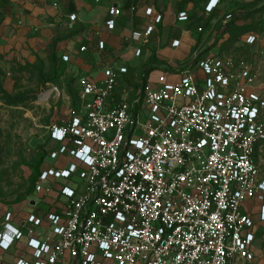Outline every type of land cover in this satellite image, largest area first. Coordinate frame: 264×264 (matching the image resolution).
Here are the masks:
<instances>
[{
  "label": "built area",
  "instance_id": "built-area-1",
  "mask_svg": "<svg viewBox=\"0 0 264 264\" xmlns=\"http://www.w3.org/2000/svg\"><path fill=\"white\" fill-rule=\"evenodd\" d=\"M121 3L108 9L109 30L123 13ZM219 5L210 0L206 11ZM177 19L187 21L188 13ZM161 21L156 15L154 24ZM154 24L133 36L146 41ZM244 43L264 51L258 34H247ZM179 46L174 39L172 47ZM205 50L155 80L148 77L132 101L117 98L126 67H106L103 81L78 77L81 108L50 126L55 146L32 192L38 201L29 199L35 206L46 199L45 215L31 213L15 227L9 220L18 214L8 211L0 231L1 248L26 239L33 256L10 264H255L264 222V170L257 161L264 82L252 65ZM42 95L60 98L63 91L54 86Z\"/></svg>",
  "mask_w": 264,
  "mask_h": 264
},
{
  "label": "rangeland",
  "instance_id": "rangeland-1",
  "mask_svg": "<svg viewBox=\"0 0 264 264\" xmlns=\"http://www.w3.org/2000/svg\"><path fill=\"white\" fill-rule=\"evenodd\" d=\"M70 1L60 0L58 8L47 2L43 4L46 7L38 4L41 9H34L26 15L30 16L25 18H29L32 27L28 29V23H25L24 32L12 26L13 21L0 27V213L4 212L1 221H7L8 211L18 212V215L12 213L9 221H27L29 199L38 201L29 192L37 170L54 146L49 139L50 126L67 122L81 108L79 101H75V92L77 79L82 73L95 80H103L104 76L102 78L99 72H104L108 65L106 62L121 67L126 61L128 72L117 78L116 92L120 97L125 94L132 101L143 93V74L146 70H154L153 77H157L171 69L166 62H160L155 53L151 55L154 59L151 63L147 64L151 58H146L142 52L139 57L134 55L136 60L132 58L135 61L130 64V60L122 56L129 52L125 40L121 55L99 53L96 24L87 22L83 28L77 19L71 21ZM237 2L244 4V10L250 12L226 31H220L208 48L217 47L215 52H226L252 65L260 83H263L264 51L260 47L247 46L244 38L250 33L264 37V0ZM202 22L207 23V19L203 18ZM165 28L168 33L161 31L158 37L166 39L167 45L183 30V27L172 24ZM83 46L87 47L85 51L81 49ZM64 54H69L70 59L64 60ZM176 79L177 76L173 80ZM54 86L63 91L60 98L42 95ZM257 161L263 168L264 145L257 152ZM39 204L45 212L47 205L43 202ZM253 204V211L256 212L257 203L254 201Z\"/></svg>",
  "mask_w": 264,
  "mask_h": 264
},
{
  "label": "crops",
  "instance_id": "crops-1",
  "mask_svg": "<svg viewBox=\"0 0 264 264\" xmlns=\"http://www.w3.org/2000/svg\"><path fill=\"white\" fill-rule=\"evenodd\" d=\"M59 1L60 0H0V27L6 25L9 21H13L12 26L20 28L19 32H24L26 29L25 26H27L24 25L25 23H28V29H31L32 25H30L31 22L29 21V18H25L30 16L26 15H30L34 9L46 7L44 6L45 2L50 3L51 5L57 2L58 6H53L58 8L60 4ZM209 1L210 0H122L121 4L123 13L117 18L114 30H109L106 27L105 21L108 18V9L115 3V0H71L69 3L70 5L68 6L70 11H72L71 14L76 15L77 20L82 23L83 28L87 22H94L92 24H96L99 31V39L97 41V49L99 53L114 52L116 56L119 54L121 55V50L123 48L122 44L125 40L129 47V52L122 56L128 58L130 60V64L136 60L135 57V60H133V56H136L137 48H141V54L143 52V56L151 58V61H147V64L153 62L154 59L151 55L155 53L160 62H166L167 65L175 68L177 63L186 62V59L192 55L197 46H203L207 49L208 45H212L217 37L219 33V31H216L217 24L219 23V20H223V16L226 12L224 11L225 0H220V5L214 10L213 14L206 11V6ZM38 4H40L41 7H39ZM240 4L241 3H238L237 0H233V5L238 6ZM132 6L136 7L135 12L133 13L130 11ZM148 8L153 9L151 16L146 14V10ZM180 11L190 13L192 15V21H179L177 19V15ZM158 14L162 15V21L158 24H154V18ZM89 17L96 19V21L91 20ZM203 18L207 19V23L200 21V25L204 24V31L199 32L196 28V24H194V21ZM149 24H154L155 28L152 35L146 41L140 37L133 36L134 31H143ZM170 24L178 28L183 27V30L181 29L180 32L170 40L169 45H167L166 39L162 38V40L158 36L161 31L163 34H167L168 32L166 30L168 29L165 27ZM34 29L36 30L37 27ZM174 39L180 40V46L177 48L172 47V41ZM101 41L105 43V47L103 49H100L99 47V43ZM216 48L217 47H213L210 51L214 53ZM176 58L179 59V61H176ZM131 59L133 61H131ZM125 62L126 61L122 62L121 67H126ZM106 63L108 64L107 67L112 66L116 69L120 68L116 65H112L111 62ZM166 71H171V69ZM154 73V70L150 73L149 78L151 80L156 79V77H153ZM82 75H85V73H82ZM99 75L103 78L104 72L100 71ZM119 76H121V74ZM174 77L175 76H170V79H174ZM96 81L103 80L100 79ZM118 97L119 95H117V98ZM54 146L52 148H54ZM261 170H264V167H261ZM43 203H45L48 208L47 202L43 201ZM29 205L30 206L27 209L29 214L35 213L36 215L43 217L47 211V209L45 212L44 210L42 211L39 207L40 204L35 206L33 201H30ZM15 213L18 214L17 211ZM3 216L4 212L0 213V218H3ZM4 222L5 221L0 220V231L3 229ZM10 222L15 227H19L22 221ZM26 226L31 227L32 225L26 224ZM258 227V239L256 240L255 245V264H261L264 260V222L260 223ZM18 259H25L28 261L33 260L31 250L28 248L26 239L18 241L8 250L0 247V264L15 263Z\"/></svg>",
  "mask_w": 264,
  "mask_h": 264
},
{
  "label": "trees",
  "instance_id": "trees-1",
  "mask_svg": "<svg viewBox=\"0 0 264 264\" xmlns=\"http://www.w3.org/2000/svg\"><path fill=\"white\" fill-rule=\"evenodd\" d=\"M244 5H242V4H240V5H238V6H236V5H233V0H225V3H224V11H226L225 12V14H224V18H223V20H219V23L217 24V28L216 29H219V32L220 31H226L227 29H228V27H231V26H233L234 24H235V22L237 21V20H239V19H241V18H243L246 14H247V12H250V10H248V11H246V10H243L244 9ZM188 13V12H187ZM214 13V11L212 12V14ZM228 14H232V18H231V20H228L227 22H225L224 23V19H225V16L226 15H228ZM187 21H192V15L190 14V13H188V20ZM200 21H202V19H198L197 21H194V24H196V28H197V30H198V28H202L203 30H204V24H202V25H200L201 24V22ZM224 23V24H223ZM227 23V24H226ZM199 24V25H198ZM86 47V46H85ZM87 48V47H86ZM199 47L197 46L196 48H195V50H197ZM194 50V51H195ZM193 51V52H194ZM210 52V50H209V48H207L205 51H204V54L205 53H209ZM221 54L222 53H226V52H223V51H221L220 52ZM185 67H187V65L185 66ZM171 68V70H175V68L174 67H170ZM152 72V69H148V70H146L145 71V73L143 74V86L146 84V82H147V79H148V77L150 76V73ZM142 86V87H143ZM78 93H77V91L75 92V101H76V99L78 100V95H77ZM142 96V95H141ZM139 105V104H138ZM48 154V153H47ZM47 154H46V156H47ZM46 156H45V158H46ZM45 158H44V161H45ZM44 164V163H43ZM43 164H42V166H43ZM42 166L40 167V169L39 170H37V172H36V175H35V179H34V183H33V186H32V189H31V191L29 192V193H32L33 192V190H34V186H35V183H36V180H37V178H38V176H39V173H40V170H41V168H42ZM35 169H38V167L37 168H35Z\"/></svg>",
  "mask_w": 264,
  "mask_h": 264
},
{
  "label": "water",
  "instance_id": "water-1",
  "mask_svg": "<svg viewBox=\"0 0 264 264\" xmlns=\"http://www.w3.org/2000/svg\"><path fill=\"white\" fill-rule=\"evenodd\" d=\"M107 135H108V137H109V138H112V135H113V130H112V131H110V132H109Z\"/></svg>",
  "mask_w": 264,
  "mask_h": 264
}]
</instances>
